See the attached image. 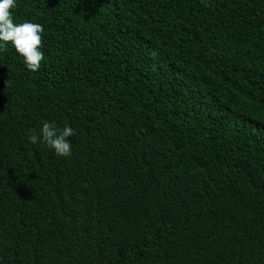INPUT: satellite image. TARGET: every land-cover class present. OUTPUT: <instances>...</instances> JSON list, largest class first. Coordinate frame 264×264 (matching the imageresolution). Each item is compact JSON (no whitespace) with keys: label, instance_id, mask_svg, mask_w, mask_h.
I'll return each instance as SVG.
<instances>
[{"label":"trees","instance_id":"16d2710c","mask_svg":"<svg viewBox=\"0 0 264 264\" xmlns=\"http://www.w3.org/2000/svg\"><path fill=\"white\" fill-rule=\"evenodd\" d=\"M11 11L45 58L0 50V264H264V0Z\"/></svg>","mask_w":264,"mask_h":264},{"label":"clouds","instance_id":"9594fccd","mask_svg":"<svg viewBox=\"0 0 264 264\" xmlns=\"http://www.w3.org/2000/svg\"><path fill=\"white\" fill-rule=\"evenodd\" d=\"M16 0H0V50H7L11 43L16 52L23 57L28 70L35 72L44 60L42 33L44 28L39 23L24 21L14 22L12 9ZM7 86L9 81L6 82ZM75 135L71 126L59 128L55 122H43L39 132L32 131L27 139L31 144L44 143L53 149L58 156L71 155L72 142L69 137Z\"/></svg>","mask_w":264,"mask_h":264}]
</instances>
